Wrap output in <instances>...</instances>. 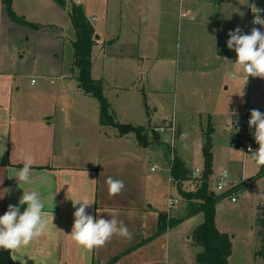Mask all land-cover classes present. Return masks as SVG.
Segmentation results:
<instances>
[{
  "label": "rangeland",
  "instance_id": "rangeland-1",
  "mask_svg": "<svg viewBox=\"0 0 264 264\" xmlns=\"http://www.w3.org/2000/svg\"><path fill=\"white\" fill-rule=\"evenodd\" d=\"M180 1L185 9L179 12ZM171 4L168 16L161 25L160 0H129L125 6L128 15L125 43L121 48H113L119 51L117 54L122 55L121 59L105 61L101 52L103 45L96 44L92 54L93 78L107 85L104 94L119 123L145 128L144 133L149 140L155 134L159 135L154 125L163 127L160 133L168 142H172L173 134L168 128L171 122L172 129H177L181 134L186 132L187 142L196 161L194 164H198L200 168L203 166V137L209 125H212L210 138L213 171L209 181L210 189L216 188L214 180L223 171L228 172L231 180L242 175L247 179L251 178L247 197H242L248 186L246 180L239 183L242 188L235 192L236 203L226 199L222 202L226 205L225 209L217 206V228L226 232L231 240V235L235 232L236 238H240V235L251 240V250L250 246L245 250L240 239L236 240L229 262L264 264V258H257L264 254V194L258 195L264 192V177L252 179L258 168L251 154L231 145L232 134H242L241 119L247 104L264 105V79L250 76L247 80L243 72H239L240 79H231L230 74L237 71L233 65L237 56L234 50L227 47L228 33L237 27L242 34H250L253 27L264 32V27L252 24L254 16L251 11L253 4L264 9V0H232L222 5H211L209 0H171ZM189 8L191 12L187 13ZM130 14L132 18L135 17L134 25ZM192 16L196 19L191 20ZM261 17L264 18V12ZM67 61L71 97L58 101V107H64L71 99L70 107L77 113L69 116L67 126L63 124L66 131L62 134L68 136L72 148L78 153H89L88 147L95 153L100 149L103 159L99 161L95 158L92 162L93 166L99 164V198L104 201L110 197L106 180L112 177L124 182L123 190L113 197L126 200L129 204H142L148 199L150 191H153L154 184L155 196L149 204H153L158 210L170 208L168 198L178 196L177 190L167 193L164 189L157 188L153 179L158 171L153 172L151 169H156L159 157L165 161L163 146L169 145L171 148L172 145L160 140L162 147L154 144L143 148L133 134L122 137L114 127H105L103 130L116 138L122 137L120 142L106 143L103 134L104 140L99 144L94 137L92 141L89 140L98 132L99 101L79 88L77 74L71 73V58ZM105 62L107 64L104 70ZM60 85L57 82L56 87ZM235 123H240V129ZM184 138L181 135L179 140L183 143ZM112 153L114 156H109ZM193 184L199 185V182L193 180L187 189L193 190ZM201 219L200 216L189 222L191 236L194 231L192 227H196ZM192 240L191 245H184L183 250L181 244L175 242L171 250V256L174 257L171 259L172 264H198L196 257L201 249L195 248ZM132 241L135 239L132 238ZM113 244L110 249H113ZM258 248L263 253H255ZM112 251L103 260V264L118 253L116 249ZM168 254V250L161 246L156 252L163 263L167 261L164 264H168ZM252 255L255 256V263ZM145 256L146 258L141 259L134 252L122 264H150L154 256L150 257L148 253Z\"/></svg>",
  "mask_w": 264,
  "mask_h": 264
},
{
  "label": "crops",
  "instance_id": "crops-1",
  "mask_svg": "<svg viewBox=\"0 0 264 264\" xmlns=\"http://www.w3.org/2000/svg\"><path fill=\"white\" fill-rule=\"evenodd\" d=\"M10 1L12 9L18 17H24L27 22L40 25L42 28L35 31L28 26L15 23L9 17L5 5L0 0V191L9 189V192L0 199V216L7 211L10 204L19 205L23 190L38 191L44 202L45 211L51 213L52 210L53 212V221L49 215L46 231L39 241L33 242L26 248H21L14 254L11 252L12 258L13 255L18 258L23 257L26 264H103V260L113 253L112 250L116 249L118 253L113 255L110 260L105 261L104 264H122L123 261H128L134 252L138 253V257L141 259L146 258L145 253H148L150 257L154 256L150 264H164L167 261L163 263L156 255L159 246H161L162 249L168 250V264H172L171 259L174 257L171 256V250H173L175 242L181 244V250L184 245H191L189 222L201 216L202 219L198 223L200 225L204 219L203 214L199 213L190 217L185 222L167 228L162 233H158L159 216L164 214L168 219L183 220L188 213L189 204L181 196L179 188L185 192L190 191L187 186L192 181L184 182L182 187L178 186L171 178L169 162L165 158L164 161L159 157L160 159L158 158V163L155 165L156 169H151L153 172L158 171L153 182L157 188L164 189L167 193L168 191L170 193V190H177L178 196L168 198V200L177 201L172 209L167 207L158 210L153 207V204H149L154 200V184L153 191H150L148 199L144 200L142 204H129L126 200H120L113 196L104 199V201L99 198V164L93 166L92 162L95 158L99 161L103 159L100 149L95 153L88 147L89 153H78L72 148V142L68 136L62 134L65 130L64 125H68L69 116L77 113L70 107L71 99L64 107H58V101L62 102L63 99L71 97L69 96L70 83L66 65L68 58H71L70 63L72 70L74 69V73L71 70L72 75L78 73L73 66L72 41L75 39V34L69 25L67 10L57 6L53 0ZM67 1L83 6L86 17L93 27L96 44L103 45L101 46L103 59L105 61L121 59L122 55L117 54L119 51L113 50V48H121L125 43L124 35L128 19L125 6L129 0ZM209 1L211 5L217 4L214 0ZM228 1L232 0H225L220 5ZM171 5V0H160L161 25H163L165 17L168 16ZM181 9L184 10L185 6L182 7L180 3L179 12ZM188 12H191L190 8L187 9ZM145 18L148 19V17ZM192 18L191 20L196 19L194 16ZM131 21L134 25L135 17L131 16ZM94 47L92 54H94ZM106 64L107 62L104 63V70ZM57 82L61 83L60 87H56ZM106 86L103 83L104 90ZM248 109H257L264 113V105L260 106L258 103L253 105L248 103L246 110ZM243 117L241 122L244 120ZM98 123V132L95 136H92L91 133L92 137L89 140L92 141L94 137L95 142L99 144L104 140L103 134L106 143L121 141L122 137L116 138V136L107 134L108 132L103 130L105 127L100 124V121ZM154 126L157 131H159L158 127L163 129L162 126ZM168 128L173 134L172 142L175 141L174 143L166 141L159 131L161 142L172 145V157L180 158L189 173H192V178H195L193 177L194 170L196 168L202 170L203 166L202 168L198 164L195 166L196 161H194L187 138H184L185 142L183 143L179 140L181 132L172 129V122ZM23 155H31L35 161L31 182L27 184L17 182L14 177L11 178L13 169L23 167L21 160ZM109 156H114V154H109ZM202 161L204 165L203 154ZM256 174L252 175V179ZM249 179L242 175L233 180H243L244 182L247 180L248 186L242 197H247L248 187L251 184ZM263 194L264 192H260L258 195ZM0 195L3 193L0 192ZM83 198L95 201L86 209L89 215L106 220L115 215L127 226L131 238L114 235L105 246L92 250L79 246L69 234L74 223L73 214L79 207L78 204L73 207L72 201L75 202ZM225 206L220 204L221 209H225ZM26 207L27 205L20 206V212L22 213ZM97 209L103 211L98 214ZM217 213L218 210H216V216ZM184 227L187 228L183 230ZM196 227H192V231ZM238 236L240 238H236V232L231 235L232 247L234 242L240 239L244 249L248 250L251 240L245 236L244 238ZM132 238L135 241H132ZM137 238H141V240H137ZM112 244L113 249H110ZM260 249L258 248L255 253ZM252 258L255 263V256L252 255ZM257 258L263 260L262 255H258ZM14 262L20 264L19 259Z\"/></svg>",
  "mask_w": 264,
  "mask_h": 264
},
{
  "label": "trees",
  "instance_id": "trees-1",
  "mask_svg": "<svg viewBox=\"0 0 264 264\" xmlns=\"http://www.w3.org/2000/svg\"><path fill=\"white\" fill-rule=\"evenodd\" d=\"M5 5L9 17L17 24L28 26L29 28L37 31L42 28L40 25H34L25 20L24 17H18L13 9L10 0H1ZM54 3L62 9L67 10L69 25L72 28L75 39L72 41L73 46V66L77 70V79L79 88L84 93L94 97L99 101L100 116L99 121L103 127H114L118 130L120 136L124 137L133 134L138 144L143 148H148L151 145L162 147L160 137L155 134L152 140H149L144 133L143 127H136L127 124H121L115 119V115L111 110V105L108 102V97L104 94L103 83L101 80L93 78L91 74L92 69V52L93 47L96 45V37L93 27L86 17L84 8L81 4L69 3L67 0H53ZM215 3L220 4L225 0H214ZM248 109L243 117L242 134H232L231 145L237 150H245L249 147L256 151L259 145L254 139V128H250L248 121L250 119V111ZM209 129L204 134V141L202 144V154L204 159L203 174L201 177L192 178L189 170L186 169L183 161L174 156L172 157V149L169 145H164V157L169 162L170 174L173 181L181 186L186 181L199 182V185L193 184L194 189L190 191H183L179 188L181 196L187 201L188 213L183 218L168 219L166 215L161 214L158 221V233H162L167 228H172L186 219L193 217L199 213L203 214V222L198 225L191 236L192 245L195 248H200L201 251L197 253L196 261L198 264H230L229 258L232 254V240L227 233L221 232L216 225V210L224 199L235 193L237 189H241L242 185H236L233 189L229 190L226 194L218 195L210 189L209 181L212 175L213 154L210 135L213 128L209 125ZM251 154L249 151H246ZM171 155V156H170ZM264 177V166L260 167L254 179ZM182 187V186H181ZM263 250H259V254ZM264 258V254H262ZM0 264H15L11 252L0 248Z\"/></svg>",
  "mask_w": 264,
  "mask_h": 264
},
{
  "label": "clouds",
  "instance_id": "clouds-1",
  "mask_svg": "<svg viewBox=\"0 0 264 264\" xmlns=\"http://www.w3.org/2000/svg\"><path fill=\"white\" fill-rule=\"evenodd\" d=\"M251 11L254 16L252 24L264 27V18L261 17V12H264V9L257 8L253 4ZM228 36L227 47L234 50L237 56L235 63H232L237 71L231 73L230 78L233 80L240 79L239 72H243L246 74L247 80L250 76L264 79V32L253 27L250 34H242L241 29L237 27L230 31ZM248 125L250 128H254V139L259 145L256 151L251 148L248 151L251 153L252 160L257 168H260L264 166V113L252 109ZM159 131H163V129H159ZM181 135L186 137L187 133L184 132ZM21 160L23 167L13 169L11 178L14 177L17 182L27 184L31 182L35 161L31 155H23ZM106 183L110 197L118 195L124 188L122 180H114L112 177H108ZM0 192L3 193V195H0V199H2L9 192V189H3ZM72 202L73 207H76L77 204L79 207L76 208L73 214L74 223L69 235L79 246L92 250L105 246L114 235L131 238L127 226L123 221L118 220L115 215L106 220L96 218L86 212V209L95 203L94 200L83 198ZM23 205H27V207L21 213L20 206ZM101 211L103 210L97 209L98 214ZM49 215H51L53 221V212L52 210L51 213L45 211L44 202L41 200L38 191L23 190L19 205L10 204L7 211L0 216V248L14 254L21 248H26L33 242H38L46 231ZM17 259L20 260V264H26L23 257L18 258L13 255V260Z\"/></svg>",
  "mask_w": 264,
  "mask_h": 264
},
{
  "label": "built area",
  "instance_id": "built-area-1",
  "mask_svg": "<svg viewBox=\"0 0 264 264\" xmlns=\"http://www.w3.org/2000/svg\"><path fill=\"white\" fill-rule=\"evenodd\" d=\"M180 3H181V1H180ZM190 19H193V18L191 17ZM254 26H256V25H254ZM242 123L244 125L243 121L241 122V124ZM235 124L240 129V125H239L240 123H235ZM243 125L241 127H243ZM248 150H249V147L246 148V151H248ZM202 174H203V171H201V169H198V168H196L193 172L194 177H197V178L201 177ZM242 182H244V181L243 180H237V181L231 180L229 178V174L227 171L220 172L214 180V185L216 188L213 189V192L217 193L218 195L226 194L227 192H229V190L233 189V187H235L236 185H238L239 183H242ZM226 199H229L233 203L237 202V197L235 196V193H232L231 195L227 196L224 200H226ZM176 202L177 201L174 199H169V202H168L169 207L170 208L173 207Z\"/></svg>",
  "mask_w": 264,
  "mask_h": 264
},
{
  "label": "water",
  "instance_id": "water-1",
  "mask_svg": "<svg viewBox=\"0 0 264 264\" xmlns=\"http://www.w3.org/2000/svg\"><path fill=\"white\" fill-rule=\"evenodd\" d=\"M72 73H74V69L72 70Z\"/></svg>",
  "mask_w": 264,
  "mask_h": 264
}]
</instances>
